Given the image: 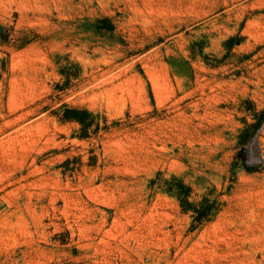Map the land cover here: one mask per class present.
Instances as JSON below:
<instances>
[{
	"label": "rangeland",
	"instance_id": "obj_1",
	"mask_svg": "<svg viewBox=\"0 0 264 264\" xmlns=\"http://www.w3.org/2000/svg\"><path fill=\"white\" fill-rule=\"evenodd\" d=\"M0 264H264V0H0Z\"/></svg>",
	"mask_w": 264,
	"mask_h": 264
},
{
	"label": "trees",
	"instance_id": "obj_2",
	"mask_svg": "<svg viewBox=\"0 0 264 264\" xmlns=\"http://www.w3.org/2000/svg\"><path fill=\"white\" fill-rule=\"evenodd\" d=\"M66 117L68 119H77V120H81L80 118V113H83V111L80 110H76V109H68L66 110Z\"/></svg>",
	"mask_w": 264,
	"mask_h": 264
}]
</instances>
